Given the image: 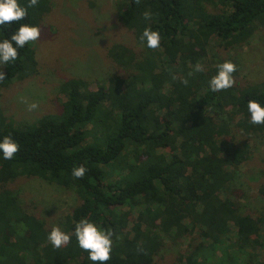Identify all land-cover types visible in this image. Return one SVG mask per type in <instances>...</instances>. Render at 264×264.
Listing matches in <instances>:
<instances>
[{"label": "trees", "instance_id": "trees-1", "mask_svg": "<svg viewBox=\"0 0 264 264\" xmlns=\"http://www.w3.org/2000/svg\"><path fill=\"white\" fill-rule=\"evenodd\" d=\"M47 9L39 0L26 19L0 26V42L16 47L12 35L21 24L36 26ZM117 14L141 45L139 52L120 44L108 49L126 73L94 86L81 78L64 81L61 112L34 123L16 125L0 114V142L11 136L20 145L11 160L0 152V264H99L74 235L82 218L114 230L106 264H153L165 241H193L195 232L201 240L177 253L179 264H243L246 256V264L258 263L264 214L243 213L236 201L242 189L229 191V184L249 156L248 142L264 135L247 108L250 100L264 107V81L220 92L209 81L217 65L234 62L211 59V41L224 48L247 42L264 25V0H122ZM147 27L160 32L158 49L140 43ZM197 63L203 71H195ZM36 66L29 43L15 61L0 63V89L35 74ZM238 132L246 140L236 145ZM80 165L87 172L77 179L72 171ZM17 177H37L77 195L80 203L61 224L72 234L68 245L53 247L51 230L6 188ZM258 193L264 195V186Z\"/></svg>", "mask_w": 264, "mask_h": 264}, {"label": "rangeland", "instance_id": "rangeland-1", "mask_svg": "<svg viewBox=\"0 0 264 264\" xmlns=\"http://www.w3.org/2000/svg\"><path fill=\"white\" fill-rule=\"evenodd\" d=\"M121 1L46 0L48 9L36 25L41 27L40 39L30 43L35 53L36 73L0 89V114L16 125L34 123L42 115L61 112L65 97L59 90L64 81L81 78L94 86L111 74L126 73L107 55L115 44L135 52L141 50L133 33L119 23L117 5ZM219 45V41H211L210 58L232 59L238 68L236 84L245 86L264 81V25L257 27L241 45L227 48ZM32 103H37L38 108L29 111ZM245 140L238 132L233 142L238 145ZM248 145L249 156L239 165L229 191L242 189V198H235L242 212L260 215L264 214V195L258 193L264 186V135L252 138ZM6 188L25 211L43 221L49 230L54 226L61 228L66 215L80 203L73 191L37 177H17L7 183ZM14 229L17 233L20 226ZM262 230V247L258 250L260 258L256 264L259 261L264 264V225ZM195 233L193 241L189 237L175 244L165 241L164 250L153 264H179L177 253L184 254L191 250L190 244L196 246L201 240ZM3 234L5 232H0V236ZM219 253L217 251L216 255ZM247 262H250L248 256L243 258V264Z\"/></svg>", "mask_w": 264, "mask_h": 264}, {"label": "clouds", "instance_id": "clouds-1", "mask_svg": "<svg viewBox=\"0 0 264 264\" xmlns=\"http://www.w3.org/2000/svg\"><path fill=\"white\" fill-rule=\"evenodd\" d=\"M137 3L140 0H136ZM39 0H28L26 6H22L19 0H0V26L10 24L12 22H19L27 18L28 9L37 6ZM145 20H151L152 14L148 11L143 14ZM41 36L40 26H31L28 24H21L18 31L12 35L11 41L3 40L0 42V63L7 64L10 61H15L18 58V49H22L25 45L38 41ZM161 34L159 31L152 30L151 27L144 29L140 36V43L149 49H158L161 45ZM218 71L209 81L210 90L212 92H220L232 88L235 83L234 73L238 71L237 65L232 61H225L217 65ZM203 65L197 63L195 65V71H203ZM192 75V73H189ZM173 79H176L173 76ZM5 80V74L0 72V82ZM185 86L188 85V79L181 81ZM22 99V102H26ZM38 108L37 103H32L28 106L29 111H33ZM248 112L251 114L250 123L253 125H264V107L256 100H250L247 105ZM20 150V145L11 137H4L0 142V152L3 153V157L6 160H11L14 155ZM87 172V168L83 165L74 167L72 175L77 179L83 178ZM74 235L78 241V245L81 249L89 253V259L93 262H99V264H106L111 259V253L113 251V237L115 232L112 229H103L96 223L91 222L87 218H82L75 225ZM72 234L66 233L61 230L59 226H54L51 232L48 234V241L53 247L59 249L71 242Z\"/></svg>", "mask_w": 264, "mask_h": 264}]
</instances>
